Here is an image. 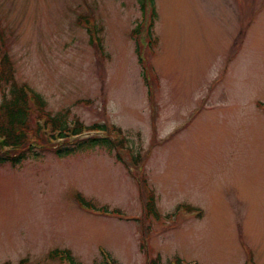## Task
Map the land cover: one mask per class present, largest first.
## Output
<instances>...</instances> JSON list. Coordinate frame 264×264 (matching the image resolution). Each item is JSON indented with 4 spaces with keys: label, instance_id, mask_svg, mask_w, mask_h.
<instances>
[{
    "label": "rangeland",
    "instance_id": "374dc122",
    "mask_svg": "<svg viewBox=\"0 0 264 264\" xmlns=\"http://www.w3.org/2000/svg\"><path fill=\"white\" fill-rule=\"evenodd\" d=\"M153 3L140 63V0H0V64L39 109L126 138L0 162V264H264V0Z\"/></svg>",
    "mask_w": 264,
    "mask_h": 264
},
{
    "label": "trees",
    "instance_id": "16d2710c",
    "mask_svg": "<svg viewBox=\"0 0 264 264\" xmlns=\"http://www.w3.org/2000/svg\"><path fill=\"white\" fill-rule=\"evenodd\" d=\"M140 5L145 20L141 21L133 29H131V33L136 37L137 42L135 52L136 54L138 53L139 61L142 63L143 53L141 52V49L143 51L145 47L150 48L148 51L151 52L152 46L156 44L152 34L154 21L157 18V12L154 8L153 0H140ZM146 13H148V16L145 15ZM85 20L87 32L90 34V41L93 42V38H95L94 42L101 50L102 45L100 43V39L97 37L99 36L97 33H99L100 28L96 26L95 29L94 25L87 19V16L85 17ZM139 36L142 38V42L137 38ZM0 43L1 49L3 44L2 33L0 34ZM151 72L147 71L149 78L156 79L152 68ZM144 75L145 72L143 68V76ZM2 85L4 87L6 85L9 87L10 96L8 100L5 99L0 103V162L11 161L13 164L18 163L19 160L27 155L28 151H32L34 149L35 144L32 142H41L42 145L39 144L41 147L55 146L54 148L57 149L58 154L60 155L68 154L70 151L68 148L69 144L67 143L68 140V142L74 141L73 144H76L78 148L89 147L94 144H103L108 147L115 146L116 148L124 147V141L126 138L118 127H115L114 130H112L113 125L106 127L105 124H96L92 127H88L78 122L76 119L72 125H70L67 118H62L58 115L51 116L47 112H42L38 105L42 106L43 103L38 101V98L34 95L30 88L24 84L20 86L14 81L12 62L7 53L3 54L2 62L0 64V86ZM30 101L33 102L37 111L40 113L37 116V120H39V122H35L34 128H30L28 122L30 110L29 104H31ZM107 130L110 131V133H114L115 136L113 139L105 136ZM29 131H32V137H28ZM83 131H101L104 136L87 135L82 136L80 140H71L69 138L70 136H74V139H76ZM58 138L60 141H52ZM32 139L35 140L32 141ZM133 161H136V158L133 157ZM145 196L146 201L143 205L145 214L158 216V212L155 208V196L153 190L147 189ZM76 197L81 206L96 209L93 205L84 200L79 193L76 194ZM180 207L186 211H197L200 213L199 209L193 206L181 204ZM103 210L107 211V208L104 207ZM176 210H179V208L177 207ZM57 252L58 251L56 250L52 251L51 255L54 257ZM61 253L63 256L67 257L68 261H71L74 264V261L67 250H62ZM152 262L153 260H151L148 264H152ZM153 264H155V261Z\"/></svg>",
    "mask_w": 264,
    "mask_h": 264
}]
</instances>
